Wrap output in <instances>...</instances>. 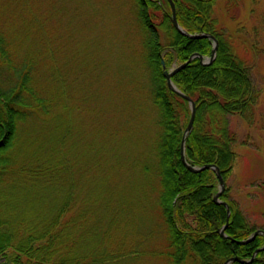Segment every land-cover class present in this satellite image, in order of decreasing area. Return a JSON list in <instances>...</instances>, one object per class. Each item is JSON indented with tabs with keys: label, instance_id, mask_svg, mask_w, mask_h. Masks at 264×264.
I'll return each instance as SVG.
<instances>
[{
	"label": "trees",
	"instance_id": "trees-1",
	"mask_svg": "<svg viewBox=\"0 0 264 264\" xmlns=\"http://www.w3.org/2000/svg\"><path fill=\"white\" fill-rule=\"evenodd\" d=\"M130 1L138 27L133 39L137 48L135 61L138 70L150 80L157 125L147 162L140 164L137 160V167L146 181L150 178L156 184L150 186L158 193L155 204L160 216L154 214L158 231L137 237L143 239L142 243L137 242V248L109 225L104 229L106 234L100 233L107 219L101 215L104 210L100 203L96 204L99 200L94 199V209L91 198H83L88 192L81 198L78 182L73 189L70 184L72 160L67 140L72 135L73 122L69 118L73 117V110L61 103L67 87L55 83L56 67L50 62L45 38L39 39L37 21L30 14L22 22L2 2L0 186L8 187L13 176L22 177L35 181L47 192L54 191V195L47 197V207L41 204L31 222L0 219V264H224L234 257L250 261L264 247V236H257L246 245L236 244L257 229L251 227L237 203L229 199L228 188L221 200L229 204L231 217L225 235L231 239L220 236L218 231L225 227L228 211L213 201L218 185L216 173L192 174L181 160L191 107L169 89L162 61L170 69L172 64H184L194 54L210 58L213 42L180 34L172 23L168 0ZM172 1L181 28L192 35L213 34L219 42L213 63L204 66L195 59L172 81L196 104L194 128L185 145L187 162L194 167L217 166L227 182L235 167L237 155L233 146L238 140L229 119L237 116L247 122L254 120L259 92L247 62L213 20L216 0ZM10 21L16 24L14 32ZM33 48L36 52H32ZM37 56L41 57L39 62ZM60 106L64 108L56 112ZM89 110L92 115L96 108L90 104ZM2 196L5 199L7 193ZM70 207L79 211L68 217ZM107 217L110 223L114 221ZM248 264H264V250Z\"/></svg>",
	"mask_w": 264,
	"mask_h": 264
},
{
	"label": "rangeland",
	"instance_id": "rangeland-1",
	"mask_svg": "<svg viewBox=\"0 0 264 264\" xmlns=\"http://www.w3.org/2000/svg\"><path fill=\"white\" fill-rule=\"evenodd\" d=\"M2 2L12 15L20 16L22 22L30 14L37 21L41 31L39 39L45 38L50 62L56 67L55 83L67 87L61 103L73 110V117L69 118L73 122L72 135L67 140L72 160L71 188L78 182V196L82 198L88 192L83 198H91L94 209V199L99 200L96 204L100 203V209L104 210L101 215L107 219L102 223L101 234H106L104 229L109 225L118 236L128 237L137 248V242L143 240L137 237L158 231L154 214L160 215L155 204L158 193L150 186L153 182L150 178L147 182L137 167L138 161L147 162L157 125L149 92L150 80L138 70L135 61L137 48L135 50L133 39L138 27L133 3L130 0H0ZM12 5L16 6V12ZM213 20L247 62L259 92L254 120L247 122L237 116L229 119L230 128L238 137L233 146L237 159L228 181L223 177L225 190L230 189L229 199L237 203L251 227L257 229L254 233L264 232V0H216ZM10 25L12 31H16L14 21ZM22 33L25 34L23 30ZM35 49L32 52H36ZM39 60L41 57L37 56ZM178 66L174 63L166 70ZM95 92L100 95L95 96ZM90 104L96 108L92 115L89 114ZM63 108L60 106L55 111ZM10 181L8 187L0 186L3 222L9 217L25 223L33 221L41 204L47 207V197L54 195V191L47 192L35 181L15 176ZM219 190L218 181L213 201ZM4 192L7 193L5 199ZM78 211L70 207L67 215L71 217ZM106 214L114 221L110 223ZM230 217L229 209L225 230ZM115 222L119 228L113 225ZM260 249L263 251L264 247Z\"/></svg>",
	"mask_w": 264,
	"mask_h": 264
},
{
	"label": "water",
	"instance_id": "water-1",
	"mask_svg": "<svg viewBox=\"0 0 264 264\" xmlns=\"http://www.w3.org/2000/svg\"><path fill=\"white\" fill-rule=\"evenodd\" d=\"M168 1H169L170 5H171V9H172V23H173L175 29L180 34H182L183 36H185L187 38H190V39H209V40H211L213 42V51H212V57L211 58H204L203 56H201L199 54H194L193 56H191V58L186 63L180 65L178 68H176L175 70H173L171 72L166 70L164 61L162 62V64H163V69L165 71L164 72V75H165V78L167 80L169 89L171 91L177 93L183 99L187 100L190 103V106H191V118H190L189 124H188V126H187V128L185 130L184 138H183L182 146H181V160H182V163L192 173H199V172H202L204 170H213L216 173L217 178H218V181H219V184H220V190L216 194V196L214 198V202L216 204H218V205H220V204L221 205H224L228 209V212H229V206L227 205V203H224V202H222L220 200L221 195L225 191V182H224V179H223V176L221 174L220 169L217 166H214V165H206L204 167H193V166L189 165L187 163V161H186L185 145H186L187 138L190 136V134L192 133L193 128H194V122H195V118H196V107H195L194 101L191 100L189 97L185 96L179 90H177V88L175 87V85L172 82V77L176 73H178L181 70H183L194 59H200L201 64L204 65V66L210 65L215 60L216 53H217V49H218V46H219V42H218L217 38L215 36H213L212 34L203 33V34H195V35H192V34H189L183 28H181L180 25H179V23H178V20H177L175 5H174V3H173L172 0H168ZM219 234L224 239H231L230 237H228V236L225 235V228H223L222 230H220L219 231ZM258 235H264V232L258 231L256 233H254L248 240H245V241H235V242L237 244H239V245H245V244L251 243L255 239V237L258 236ZM260 251H262V249L257 250L254 253V255L251 258V260L248 261V262L247 261L240 260L239 257H234V258H231V259L227 260L224 264H232L234 262H240V263H246V264H248V263L252 262L255 259V257L257 256L258 253H260Z\"/></svg>",
	"mask_w": 264,
	"mask_h": 264
}]
</instances>
